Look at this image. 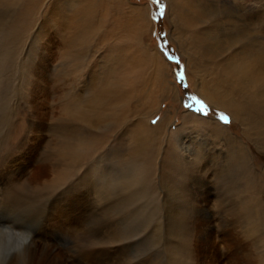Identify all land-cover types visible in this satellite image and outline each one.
I'll return each mask as SVG.
<instances>
[{
  "label": "rangeland",
  "instance_id": "obj_1",
  "mask_svg": "<svg viewBox=\"0 0 264 264\" xmlns=\"http://www.w3.org/2000/svg\"><path fill=\"white\" fill-rule=\"evenodd\" d=\"M8 1L0 191L32 204L0 207L2 264L45 249L41 239L69 264H248L264 253V0ZM84 29L77 53L70 39ZM66 143L83 148L65 157ZM147 172L145 186L97 197ZM97 173L110 183L100 190ZM68 195L81 203L60 204Z\"/></svg>",
  "mask_w": 264,
  "mask_h": 264
},
{
  "label": "bare ground",
  "instance_id": "obj_2",
  "mask_svg": "<svg viewBox=\"0 0 264 264\" xmlns=\"http://www.w3.org/2000/svg\"><path fill=\"white\" fill-rule=\"evenodd\" d=\"M13 1V0H12ZM227 1V0H226ZM8 3H9V1L8 0H0V5H2V4H5V5H8ZM4 5V6H5ZM3 6V7H4ZM139 12V11H138ZM145 12V11H144ZM139 14H141V13H139ZM89 19V18H88ZM237 20H240V19H237ZM22 22H23V20H22ZM230 23H232V22H230ZM233 24V23H232ZM20 25V24H19ZM233 25H235V23L233 24ZM18 26V25H17ZM14 27H15V25H14ZM20 27H21V25H20ZM233 27V26H232ZM22 28V27H21ZM247 30V29H246ZM86 31H87V29L85 30H80V32H79V34H77V36L74 38V39H70V40H73V46L77 49V53H81L83 50H85L86 48H87V46H88V41L87 40H85L83 37H84V35H85V33H86ZM8 32V31H7ZM17 32V31H16ZM77 32V31H76ZM8 34V33H7ZM18 34V33H17ZM8 42V41H7ZM14 43V42H13ZM74 43H78L79 45H74ZM12 44V43H11ZM13 45V44H12ZM72 46V45H71ZM201 46V45H200ZM73 47V48H74ZM9 48V47H8ZM11 49V48H10ZM68 49V48H67ZM70 49V48H69ZM79 49H81L80 51H78ZM6 53V52H5ZM68 56L70 55V54H72L73 53V50H71L70 49V51H68ZM55 59H53V57H52V59H51V62L52 63H54L55 61H54ZM245 63V62H244ZM242 73V72H241ZM34 91L37 93L38 91V88H37V86H34ZM40 90V89H39ZM41 92V91H40ZM42 96V95H41ZM209 100L211 101L212 100V98L210 97L209 98ZM221 101H224V100H221V98H219V100L217 99L215 102L217 103V102H221ZM212 102V101H211ZM222 104H224L223 102H221ZM76 107V106H75ZM233 108V107H232ZM231 110V109H230ZM64 112L67 114H73V113H71V112H73L72 110H71V107H66L65 106V109H64ZM238 112V111H237ZM236 111H235V113H237ZM241 112V111H240ZM75 115H76V117L78 118V120L80 121V122H84V121H86V118H88L87 116H85L84 114H83V112L81 111V109H79L78 107H76V109H75ZM39 116H42V115H39ZM236 117H239L238 115H236ZM253 118V117H252ZM44 119V118H43ZM260 119H262V118H260ZM264 119V118H263ZM42 120V119H41ZM259 121V120H258ZM259 122H261V121H259ZM39 126V125H38ZM158 129V128H157ZM161 128H159L158 129V131L160 130ZM43 131V130H42ZM139 133V132H138ZM149 133H151V131H148V130H144L143 132H141V137H142V135L144 136V135H149ZM40 134V133H39ZM138 137H139V134H138ZM75 138V137H74ZM74 138H73V140H74ZM69 142H73L72 140H70ZM79 143H82L81 141L79 142ZM81 148H83V146H81V145H74L73 143H66V146H65V157L68 155V156H73V155H77L79 152H80V149ZM129 163V162H128ZM127 167V166H126ZM142 168H144V167H142ZM140 170V169H139ZM138 170V171H139ZM20 173V172H19ZM37 173V172H36ZM36 173H34V174H36ZM40 173V172H39ZM141 173H142V170H141ZM42 175V174H41ZM138 175V174H137ZM43 176V175H42ZM149 176H150V174L147 172V173H143V174H141V180H140V182H138L135 178L133 179V177L130 179V180H127V181H125L124 183H121V184H116V185H114V184H112L111 183V186L112 187H110V188H108V187H106V189L104 190V191H101L100 193H96V194H98V198L100 199L101 198V200H103V201H109V202H112L110 199H107L106 198V196H105V194L107 193V192H109L111 189L113 190V189H115V187H117V188H119V187H124V188H126V187H132L133 185H136V184H138V183H140V185H142V186H145L144 184L145 183H147V181H148V179H149ZM91 177H93V181H90V187H91V189H94L95 188V190H100V189H102L105 185L107 186L108 185V183H107V180H106V178H105V176H103V175H100V173H97L96 175H94V176H91ZM116 179H117V177H116ZM127 179V178H126ZM125 179V180H126ZM31 180V179H30ZM117 181V180H116ZM120 181V180H119ZM37 182V181H36ZM84 182V181H83ZM118 182V181H117ZM32 183V182H31ZM119 183V182H118ZM110 184V183H109ZM132 185V186H131ZM98 186H99V188H98ZM141 187V186H140ZM83 188V187H82ZM144 188V187H143ZM145 189V188H144ZM143 189V190H144ZM10 190V189H9ZM18 190V189H17ZM20 190V189H19ZM112 190H111V192H112ZM143 190H141V191H143ZM148 190V189H147ZM20 191H22V190H20ZM81 191V190H80ZM114 191V190H113ZM16 193V192H15ZM15 193H12V192H6V191H4L3 190V192L1 193V191H0V207L1 206H3L4 208H6V209H10V210H12V209H15V208H21V207H29V206H31V202L29 203L28 201H25L24 200V197H22L20 194H18V195H15ZM71 194H72V192H71ZM78 194V193H77ZM24 195V194H23ZM73 195V194H72ZM69 196L70 195H68V197H64V200L62 201V202H59L60 204L61 203H63L64 205H75V204H78V203H81V200H80V197H79V195H77V197H75V198H69ZM76 196V195H75ZM62 199V198H61ZM67 200V201H66ZM83 201H84V199H83ZM72 207V206H71ZM70 208V207H69ZM61 210H59V212H60ZM56 212V211H55ZM62 212V211H61ZM61 212H60V214H61ZM67 212V211H66ZM65 214V213H64ZM63 214V215H64ZM69 214V213H68ZM66 215V214H65ZM61 216V215H60ZM66 219V218H65ZM261 226H264V221H261L260 222V224L257 226V227H255L256 228V233L259 231V229H260V227ZM6 227H8V226H6ZM4 228V227H3ZM8 229V228H7ZM252 230V229H251ZM14 237H15V242H16V244H24L25 242H27L28 240H29V235L28 236H23V235H18V234H15L14 235ZM260 237V236H259ZM228 238V237H227ZM263 241H264V239H263V237L261 238ZM260 239V240H261ZM259 240V239H258ZM261 242V241H260ZM263 243V242H262ZM51 245V244H50ZM41 246L43 247V248H45V249H40L41 251L40 252H34V250H32V247H28L27 249H26V251L25 252H23V253H18V254H16L15 256H14V258L12 259V261L9 263V264H69V263H67L66 261H65V259H66V257L64 258V255H61L62 253H59L58 252V254L60 255V256H58V255H55L54 254V252H52L51 250H52V248H49V246L47 245V243H46V240H44V239H41ZM40 246V247H41ZM2 248V247H1ZM9 248V247H8ZM11 248V247H10ZM35 248V247H34ZM5 249V248H4ZM14 250V249H13ZM15 251V250H14ZM13 251V252H14ZM245 252V251H244ZM239 253V252H238ZM239 254H241V253H239ZM264 254V253H263ZM262 253H259V254H257V258L255 259V261L254 262H249L248 261V264H264V255H263ZM66 255V254H65ZM92 255H95V253L94 254H91V258H93L94 256H92ZM75 256V257H74ZM74 256H72V258L74 257V260L76 259L77 261L80 259V260H82L83 259V257H85V253L82 251V250H80L79 252H77V253H75V255ZM247 256V258L248 259H250L251 260V255H249V254H247L246 255ZM94 259V258H93ZM243 259V258H242ZM65 261V262H64ZM73 261V260H72ZM171 263L172 264H177L178 263V261L177 260H175V259H171ZM0 264H2V257H1V255H0ZM81 264V263H80ZM84 264V263H83ZM180 264H182V263H180ZM231 264H233V263H231Z\"/></svg>",
  "mask_w": 264,
  "mask_h": 264
},
{
  "label": "snow or ice",
  "instance_id": "obj_3",
  "mask_svg": "<svg viewBox=\"0 0 264 264\" xmlns=\"http://www.w3.org/2000/svg\"><path fill=\"white\" fill-rule=\"evenodd\" d=\"M183 77L181 76V79H182ZM193 99H195V98H193ZM203 107V106H202ZM153 123H155V121H153Z\"/></svg>",
  "mask_w": 264,
  "mask_h": 264
}]
</instances>
